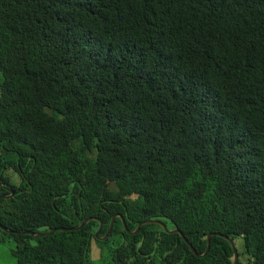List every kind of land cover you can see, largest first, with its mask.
Returning a JSON list of instances; mask_svg holds the SVG:
<instances>
[{
    "label": "trees",
    "instance_id": "obj_1",
    "mask_svg": "<svg viewBox=\"0 0 264 264\" xmlns=\"http://www.w3.org/2000/svg\"><path fill=\"white\" fill-rule=\"evenodd\" d=\"M6 188L17 264H264V0H0Z\"/></svg>",
    "mask_w": 264,
    "mask_h": 264
},
{
    "label": "water",
    "instance_id": "obj_2",
    "mask_svg": "<svg viewBox=\"0 0 264 264\" xmlns=\"http://www.w3.org/2000/svg\"><path fill=\"white\" fill-rule=\"evenodd\" d=\"M6 190H7L9 193H11V194H10V195H0V198H9V197H11L12 195L15 194L14 189H12V188H6ZM116 217H120V218L122 219V221H123V223H124V226H125V230H126L129 234H136V233L139 232L140 228H141L143 225H146V224H152V223H153V224H159L160 226H162V227L164 228V230H165L167 233H179V234L182 236V238L185 240V242L189 245V247H190L191 251L194 253V255L197 256V257H199V258H201V257H205V256L208 254V252H209V250H210V248H211V238H212V236H219V237H222V238L226 239V240L231 244V246H232V249H233V251H234V255H235V261H234V264H239V252H238L237 245L235 244V242H234L231 238H229V237L226 236V235H223V234H221V233H211V234H209L208 239H207L208 246H207L206 251H205L203 254H198L197 251H196V249L193 247V245H192V244L186 239L185 235H184V234H183L178 228L169 229V227H168L165 223H163V222H161V221H159V220H148V221H145V222L140 223V224L138 225L137 229H136L135 231L132 232V231H129V230H128V228H127V226H126V222H125V220H124V217H123L122 215H120V214H118V215H116V216L113 217V219H112V223H111V225H110V228H109L107 234H106L105 236H103V237H100V236H99V235H100V232H101V230H102V227H103V222H102L100 219L95 218V217L88 218V219H86L85 221H83L80 225H78V226H76V227H73V228L61 227V228H55V229L50 230V231H47V232H37V233H35V232H31V231H26V232H17V233L29 234V235H32L33 237H36V238H43V237H47V236H49V235H52L53 233L58 232V231H63V232L77 231V230L82 229L84 226L87 225V223H89V222H91V221H99V222H100V228H99V230L96 232V236L99 237L100 240H105V239L108 237L109 233L111 232V230H112V228H113V225H114V222H115ZM1 229L4 230L5 232L13 233V231H11V230H9V229H6V228L3 227V226H1Z\"/></svg>",
    "mask_w": 264,
    "mask_h": 264
},
{
    "label": "rangeland",
    "instance_id": "obj_3",
    "mask_svg": "<svg viewBox=\"0 0 264 264\" xmlns=\"http://www.w3.org/2000/svg\"><path fill=\"white\" fill-rule=\"evenodd\" d=\"M14 184H19L20 179L14 173H10ZM14 249V242L11 239H6L5 243H0V264H17L12 251ZM93 264H112L109 260L107 250L99 249L98 244H94V253L92 256Z\"/></svg>",
    "mask_w": 264,
    "mask_h": 264
}]
</instances>
